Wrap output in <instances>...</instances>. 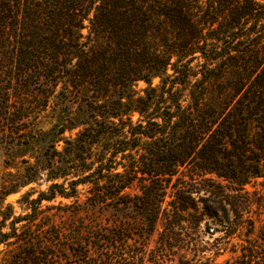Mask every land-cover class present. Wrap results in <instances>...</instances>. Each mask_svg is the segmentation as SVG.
Masks as SVG:
<instances>
[{"label":"trees","instance_id":"1","mask_svg":"<svg viewBox=\"0 0 264 264\" xmlns=\"http://www.w3.org/2000/svg\"><path fill=\"white\" fill-rule=\"evenodd\" d=\"M6 58L17 60L15 88L64 105L38 139L48 142L50 176L76 175L69 190L52 183L35 201L76 197L91 183L88 206L123 220L112 232L100 227L99 239H123L128 217L149 232L163 219L155 251L169 254L189 247L182 232L212 214L210 202L225 214L224 202L235 215L249 212L252 203L238 197L264 177V0H0ZM138 81L147 83L143 94ZM1 108L0 119L12 120ZM29 238L1 264H62L59 249L31 247ZM71 248L66 264L127 260L110 248L93 256ZM141 252L124 263L144 264ZM196 252L178 264H264V247L251 241L220 263Z\"/></svg>","mask_w":264,"mask_h":264},{"label":"rangeland","instance_id":"2","mask_svg":"<svg viewBox=\"0 0 264 264\" xmlns=\"http://www.w3.org/2000/svg\"><path fill=\"white\" fill-rule=\"evenodd\" d=\"M18 70L16 59L0 60V86L4 91L0 92V105H8L6 111L12 119H0V264L11 251L23 246L21 238L25 234L31 238V247L59 249L58 254L62 255L59 261L62 264H66L67 257H73V248L70 250L69 247H90L92 256L102 247L110 248L113 256L116 252H124V259L128 263L134 261L133 256L138 259L140 255L132 254V250L145 251L144 264H151V261L158 264H178L181 261L180 255L193 257L195 250L198 251L197 258L211 257L220 263L232 257L235 249L249 245V241L258 247H264V238L260 236L264 224V177H257L247 184L246 191L238 197L245 204L252 203L249 212L235 215L224 202L228 208V213L225 214L219 204L210 202L212 214L203 215L197 227H188L182 232V236L190 240L189 247L176 248L173 254L155 251L159 247L163 219H159L155 229L149 232L142 219L128 217L123 239L114 242L112 228H115V224L123 225V220L113 219L109 216V211L101 213L97 207L92 209L88 206L86 201L90 195L91 183L79 184L76 197H64L57 193L53 199L35 201L40 193L48 192L52 183L62 184L69 190L68 181L76 173L50 176L45 156L48 142L39 140L38 134L49 130L57 122V109L64 105L58 106L54 97L45 102L40 96H31V91L28 92L30 88L24 87L22 91L19 86L15 88L12 80ZM158 83L159 78H155L153 85ZM146 87L147 83L144 81L135 84V89L141 94ZM4 111L1 108L0 113L4 115ZM72 111H79L77 104H72ZM136 119L137 115L134 116V120ZM78 130H67L63 137H75ZM64 145L62 138L56 142L60 151ZM100 148L99 144L95 145V151ZM95 158L94 154L92 159ZM119 169L122 170L121 167ZM129 191L134 193L136 190ZM202 206L203 203H199V210H202ZM13 227H16L17 235L14 234ZM100 227H107L111 232L99 239L102 232ZM7 233L10 236L4 237ZM186 233H191L192 241ZM64 248L69 250L66 256ZM126 261L117 257L113 263L125 264Z\"/></svg>","mask_w":264,"mask_h":264}]
</instances>
